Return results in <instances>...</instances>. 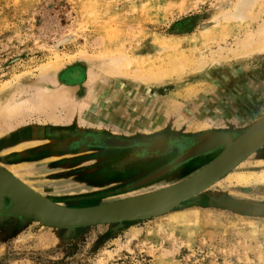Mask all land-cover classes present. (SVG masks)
<instances>
[{"label": "rangeland", "instance_id": "374dc122", "mask_svg": "<svg viewBox=\"0 0 264 264\" xmlns=\"http://www.w3.org/2000/svg\"><path fill=\"white\" fill-rule=\"evenodd\" d=\"M240 1L0 0V89L35 83L47 68L86 114L81 128L38 114L13 121L0 136L1 168L29 170L28 185L55 204L88 208L164 188L210 162L222 146L172 165L197 133L202 140L192 124L236 139L264 116V53L233 57L264 23V0H246L242 17H228ZM192 62L204 67L192 71ZM155 75L167 77L148 82ZM200 79L203 88L174 98L178 84ZM156 111L164 114L155 123ZM33 123L41 142L14 149L32 139ZM128 150L133 161L152 157L149 176H119ZM249 172L248 183L231 179ZM261 172L264 146L170 211L120 224L50 226L2 197L0 264H264Z\"/></svg>", "mask_w": 264, "mask_h": 264}, {"label": "bare ground", "instance_id": "6f19581e", "mask_svg": "<svg viewBox=\"0 0 264 264\" xmlns=\"http://www.w3.org/2000/svg\"><path fill=\"white\" fill-rule=\"evenodd\" d=\"M244 5L246 6V0H241L237 4V6L234 8V10L228 15V17L232 16L235 19L242 17V9ZM224 16H226V14H224ZM253 37H249V36L246 38L244 37V39L240 41V44H239L240 51L233 54L234 58H245V57L247 58L250 55H256L258 57L259 55H262V53H264V23L259 25L256 35ZM117 62L118 61H116V63ZM114 67H115V64H114ZM188 67L191 68L192 71H195V70L202 69V67H204V63L203 62H192L191 64H189ZM107 68H109V63H108ZM117 69L118 68H116V70ZM49 74L54 75V72H52L51 70H48L47 68H42L40 69L38 76L36 75L37 78H36L35 83H27V84L23 83L24 85L22 83L20 85L15 84L12 87L11 86L8 87V85L7 87L2 86L3 88L0 89V120H2V126L0 125V136L4 135L6 131L11 130L13 126L15 125V124L12 125L14 122L19 121V123L24 122L25 124L26 118H29L33 114H38V116L42 115V117H44V119L42 118L43 121L49 120V121H53L54 123H58L62 120H64V122L76 121L77 123H79L77 127H80V128L85 125L84 116L86 114L84 115V110H85L84 104L73 102V100H71L72 98L70 97L69 91L66 88H63L60 85H58L56 79H54V76H51ZM47 76L49 77L50 82H53V83L50 84V82H45V83L43 82ZM50 76H51V79H50ZM94 76H95L94 70H90V74L87 78L88 83L89 82L92 83V81L96 79L94 78ZM162 77L164 76H161V77L159 76L158 78L155 75V77H153L152 79L151 77L150 78L146 77V78L149 79L148 82L152 83V82L157 81L158 79L161 80ZM146 78L145 80H147ZM205 80L207 79L196 80L195 82H190L187 86H184V87L178 84L176 91L174 93V96H175L174 98L175 99L180 98L183 92L185 91H188V93L190 94V92L192 91H196L197 89L203 88V84ZM165 102L167 101H164L163 103L164 104L163 110L167 109V105H166L167 103ZM169 102H172V101H169ZM177 103L178 104L180 103L181 105L180 100L177 101ZM178 107L179 106H176L175 108H178ZM162 112L163 111L157 112V114L154 112V116L156 114V117H153V120L155 123L159 121L158 119H161L162 115L164 114V112L163 113ZM198 125L199 123L192 124L193 128L202 129V131L200 130L202 132V135H201L202 140L199 141L200 132L197 133L196 134V138H197L196 144L191 149H189L183 157L187 155H192L193 153H196V152L201 153V152L206 151V149H208L209 147H215L219 145L218 143L215 144L216 142H219L220 144H223V145H229L228 146V148L230 147L229 151H227L223 159L219 160V162L215 164L214 167L210 168L204 175L195 177L193 179L191 178L192 176L200 172L202 169H204V167H207L210 163H212V161L214 160L216 161L217 156L219 154L215 156L210 162L202 166L200 169L191 173L189 176L183 178L182 180L176 183L174 182V184L170 186H166L168 188L166 187L164 188L165 190L171 189L172 187H175L176 185L178 186L184 181H189V182H187L186 184H183L180 187L173 189L172 191L165 192V193L161 192L158 196H153V194L151 193L162 191L161 189H164V188L145 193L147 195L149 194V197L146 199H141L143 197H138L140 195H145V194H140V195H136L137 197L133 196V199L125 200L127 202L119 201V202L110 203L107 205L103 204V205H98L95 207L91 206L88 208H67V207H63V206L53 203L48 198H45L44 196H42V194L39 191H37V189H34L32 188V186L28 185L27 175L28 173H30L29 170H24L22 172V175L20 174L21 175L20 177L19 173H16V171L14 170V167H12V169L7 171V170L2 169L1 165H0V189L2 190L0 191L8 192L9 194L13 196V198L15 197V198H18V200L20 199L23 202L25 201L27 203H30L35 208H37L41 213H43L47 217L52 218V221L54 222H60V220L69 221L71 219H77L80 216V213H78L80 209H92V210H87L88 212H90L89 214H95V215L96 214H103V215L111 214V216H113L117 210H125L127 212H130V211H134L138 209H143L146 207L155 206L156 208L160 210V213H159L160 215L162 213L170 211L174 206H176L175 202L183 198V197L182 198L178 197V196H181L180 194L184 193L182 196H185V194L187 195V193H189L190 190L192 191L191 188H193L194 186H197L199 183L203 182L204 180H208L209 178H212V176H214L215 174H219L221 171H224L225 169L230 168L233 165V163L242 154L248 151L261 138H264V128H262L252 133V135H250L247 139L241 141L240 143L234 146L233 141L235 140L233 139V136L231 138V136L227 132L209 134L208 130H206V128L204 127L205 125L202 126V128H200L201 126L198 128ZM41 128L43 127H41L38 123H33L32 124V139L30 140L21 139L19 142H16L15 144H13L12 147L14 149H18L19 147H22L24 145L25 146H35L37 143L41 142L40 137L37 138L35 135L36 132H40L39 134H42ZM7 139L9 141V138ZM90 140L91 139L89 137L85 136L83 137V140L80 143L86 144ZM7 148L8 147H6L4 150H6ZM233 175L234 176L230 178L233 181L238 182V183H248L252 179H254L253 175L250 174V172L249 174L237 173ZM217 176H215L214 179ZM256 179L259 181H264V172L259 173L256 176ZM36 198H39L41 200H37ZM139 199L142 201H139ZM19 202L17 201L18 205H20ZM122 202L126 203V205H122ZM114 205H118V206L112 207ZM110 206L111 208H108ZM98 207H100L103 210L99 211Z\"/></svg>", "mask_w": 264, "mask_h": 264}, {"label": "water", "instance_id": "95a60500", "mask_svg": "<svg viewBox=\"0 0 264 264\" xmlns=\"http://www.w3.org/2000/svg\"><path fill=\"white\" fill-rule=\"evenodd\" d=\"M262 128H264V116H261L252 125H250L245 130V132H243L236 139H234L235 141H233L234 143L233 142L232 143L235 146L236 144L240 143L241 141L247 139L250 135H252V133H254L257 130L262 129ZM217 143L219 144V146H224V147H223L222 151L219 153V155L217 156L216 161L215 160L212 161V163H210L207 167H204V169H202L200 172H198L197 174L192 176L191 177L192 179L195 178V177H199L201 175H204L210 168L214 167V165L217 164L219 162V160L223 159L225 154L227 153V151H229V149H230V147L228 148L229 145H223V144H220L219 142H216L215 144H217ZM262 146H264V138H261L248 151H246L244 154H242L233 163V165L230 168L225 169L224 171H221L219 174H215L214 176H212V178H209L210 180L209 179L208 180H204L203 182L199 183L197 186H194V187L191 186V187H193V188H191L192 191L190 190L189 193L185 192V193H187V195L185 194V196H182L184 193L180 194L181 196H178V197H180V198L183 197V198L178 200V201H176L175 205L177 206L180 202H182V201L194 196L195 194L203 191L204 189H206L207 187L212 185V183H214L220 177L225 175L230 169L234 168L240 161H242L244 158H246L250 154L254 153L257 149H259ZM199 154L200 153L196 152V153H193L192 155H187L185 157L179 156L172 163V165L176 166V165H180L182 163H185L188 160L194 158L195 156H199ZM215 176H217V177L214 179ZM187 182H189V181H184L183 183L179 184L178 186L176 185L175 187H172L171 189H166L165 190V188H164V189H161L162 191H158V192H154V193L152 192L151 194H153V196H158L161 192L165 193V192L172 191L173 189H175L177 187H180L183 184H186ZM166 188H168V187H166ZM0 190H2V189H0ZM151 194H150V196H151ZM2 197H7L12 202V206L10 208L12 211H14L16 213H19V214L24 213V214L32 215L36 219L40 220L42 223H44L46 225H50V226H55V227L73 228V227H78V226H89V225H94V224H98V223H115V222H118L120 224L124 220H134V219H143V218H148V217H154V216L159 215V213H160V210L158 208H156L155 206L154 207H146V206H144L146 208L138 209V210H134V211H130V212H127L125 210H117L113 216H111V214L110 215L109 214L108 215L89 214L90 212H88L87 210H92V209H80L78 211V213H80V216L77 219H71L69 221L60 220V222H54V221H52V218L47 217L46 215L41 213L37 208H35L30 203H27L25 201L23 202L20 199H19L20 200V202H19L18 198L14 197L15 198L14 199L13 196L11 194H9L8 192L0 191V202H1ZM138 197H143L141 199H146V198L149 197V194L148 195L147 194L140 195ZM36 199L37 200H41L39 198H36ZM128 199H133V197H128V198H124V199H121V200L112 201V202L103 203V204L107 205V204L115 203V202H119V201L127 202L125 200H128ZM17 201L20 203V205H18ZM139 201H142V200L139 199ZM124 202H122V205H126V203H124ZM103 204H101V205H103ZM115 206H118V205H114L112 207H115ZM100 207H98L99 211L103 210ZM108 208H111V206L108 207ZM104 209H106V208H104Z\"/></svg>", "mask_w": 264, "mask_h": 264}, {"label": "crops", "instance_id": "0c3cea01", "mask_svg": "<svg viewBox=\"0 0 264 264\" xmlns=\"http://www.w3.org/2000/svg\"><path fill=\"white\" fill-rule=\"evenodd\" d=\"M156 114H157V111H156ZM156 114H155V116H156ZM232 134V133H231ZM233 135V134H232ZM233 139H234V136H233ZM194 141H197V138H196V135L194 136ZM194 146V145H193ZM192 146V147H193ZM217 146H219V145H217ZM217 146H215V147H217ZM192 147H189L188 149H186L187 151L189 150V149H191ZM187 151H185V152H187ZM138 153H140V154H142V151H138ZM130 154H132V152L130 151V150H128L127 152H126V155L128 156L127 158H125V159H123L124 161H122L121 162V164H120V166H119V169H118V174H119V176L122 178V177H124V178H128V177H132V176H135L136 175V177H137V175L139 176H141L142 174H144L146 177L147 176H149L150 174H151V170H152V168H151V163L152 162H150L151 160H149L148 158H152V157H146V156H141L140 157V159H139V161L137 162V160L136 161H133L132 159L133 158H131V157H134V155H130ZM152 155V154H151ZM135 159V158H134ZM193 159H191L190 161H192ZM189 161V162H190ZM137 162V163H136ZM143 164V165H142ZM185 164V163H184ZM184 164H182V165H184ZM139 166H142L141 167V169H139L138 171H136V169L139 167ZM181 166H178V168H180ZM173 168V167H172ZM178 168H176V169H172V170H170V171H168L166 174H164V175H162V176H160L159 178H157V180H160V179H162V178H164L165 176H169V174L170 173H172V172H174L175 170H177ZM201 168V167H200ZM199 168V169H200ZM198 170V169H197ZM196 171V170H195ZM194 171V172H195ZM143 175V176H144ZM190 175V174H189ZM189 175H187V176H189ZM187 176H184L183 178H185V177H187ZM183 178H180V179H177V180H174V181H171V182H168L167 184H165L166 186H170V185H172V184H174V182L176 183V182H178V181H180V180H182ZM163 185V184H162Z\"/></svg>", "mask_w": 264, "mask_h": 264}]
</instances>
